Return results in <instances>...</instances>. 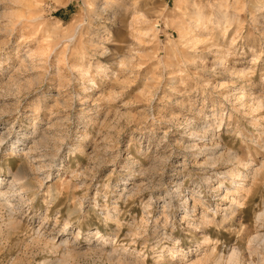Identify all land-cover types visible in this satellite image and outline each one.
Instances as JSON below:
<instances>
[{
	"label": "rangeland",
	"instance_id": "1",
	"mask_svg": "<svg viewBox=\"0 0 264 264\" xmlns=\"http://www.w3.org/2000/svg\"><path fill=\"white\" fill-rule=\"evenodd\" d=\"M0 264H264V0H0Z\"/></svg>",
	"mask_w": 264,
	"mask_h": 264
},
{
	"label": "bare ground",
	"instance_id": "2",
	"mask_svg": "<svg viewBox=\"0 0 264 264\" xmlns=\"http://www.w3.org/2000/svg\"><path fill=\"white\" fill-rule=\"evenodd\" d=\"M18 174H19V173H18ZM13 176H14V175H13ZM20 176H21V175H20ZM14 177H15V176H14ZM15 178H16V177H15ZM16 179H17L18 181L20 180L18 177H17ZM16 183H17V182H16ZM21 187H22V186H21ZM5 193H6V192H5ZM5 193H4V194H5ZM1 194H2V192H1Z\"/></svg>",
	"mask_w": 264,
	"mask_h": 264
}]
</instances>
